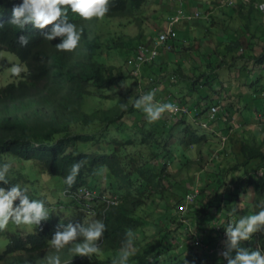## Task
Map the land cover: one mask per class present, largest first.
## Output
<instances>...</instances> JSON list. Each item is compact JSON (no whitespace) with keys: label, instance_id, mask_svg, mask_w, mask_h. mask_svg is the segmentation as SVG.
<instances>
[{"label":"trees","instance_id":"trees-1","mask_svg":"<svg viewBox=\"0 0 264 264\" xmlns=\"http://www.w3.org/2000/svg\"><path fill=\"white\" fill-rule=\"evenodd\" d=\"M149 1L110 0L109 12L105 18L118 19L134 16L135 20H139L137 16L147 12ZM21 2L22 0H0V24H2L0 52L8 51L16 55L28 68L27 74H21L23 78L0 88V163L19 161L31 164L38 167L41 173L61 179L66 190L67 186L63 183V178L74 162L83 159L85 163L76 183L68 190L74 191L80 187H88L91 190H99L97 193L99 197L95 198L94 202H101L100 199L103 198L115 199L114 196H118L119 200L105 213L99 206H95L96 217L90 215L87 205L83 206L74 200L67 205L59 202L61 209L70 212L68 217L64 219L61 216L49 217L48 221L42 222L41 226L37 227V234L26 235L21 231L17 233L0 231V236H4L8 241L5 250L0 248V264H43V258L54 253V250L49 247V241L58 225L82 223L84 220L93 218L102 219L107 226L102 244L103 257L89 259L76 256L71 259L72 264H111V261L118 257L124 233L129 228L134 231L137 246V253L130 259L129 264H191L201 260L202 257L208 262H215L211 260L212 256L198 254L199 248H194L190 240L186 242L187 246L183 245L181 236L177 232H171L170 236H162L158 246L148 247L150 242L144 240V228L149 225V222L141 219L138 214L140 211H146L148 205L157 199L165 200L166 194L170 192L173 194V199H178V203L171 205L170 209L168 205L162 206L165 219L175 221L182 208L194 210L196 214L204 218L202 224L198 223L202 228L200 236L203 242L215 247L219 237L211 227V222L216 220V211L221 213L223 220L229 218L228 211L239 204L238 215L233 216L238 220L246 212L249 214L255 212L258 203H264V141L259 143L256 139L249 140L248 137L237 144L232 140L234 137H229L228 139L231 138V143L228 142L229 148L224 145L219 155L223 160L229 156V152L230 154L238 153L241 160L222 175L214 189L207 191L209 192L207 197L194 199L192 204L188 203L186 197L192 194L189 191L194 185L193 180L190 188L184 185V181H179L177 185L169 189L168 185L173 183L169 178L168 169L174 164L176 166L185 164L182 160L186 158L185 151L182 150L183 146H186V151H191L189 149L202 144L210 139V136L201 134L199 128L188 125L185 117L179 118L177 122L166 118L157 124V130L153 126L147 129L145 124L134 125L132 127L135 128V134L131 133L127 139H114L112 142H107V145L113 143V148L103 146L104 128L122 121L126 112L115 113L111 108L107 110L96 108L92 113H88L85 111L87 100L96 96L95 91L103 93L100 98L111 100L112 96L105 93L119 88L121 82L128 79V76L120 71L121 65L108 66L107 62H100L97 59L103 46L97 38L89 39L88 29L98 20L92 18L85 21L69 11V20L83 28V36L76 51L58 52L53 46L60 42V38L49 43L42 40L40 35L41 31L51 28V25L45 30L28 25L21 33L18 28L9 23L13 5ZM234 13L224 8L226 18L220 20L225 22L229 17L233 34L225 35L223 39H228L233 48L238 45L248 48L251 46L252 52L246 57L247 59L252 57V59L246 62L241 59L238 64L241 69L232 70L233 64L229 65L221 57H209L205 50V56L208 57L204 63L206 68H202L204 64L200 67L195 66L196 70L202 68L203 72L200 75L196 74L191 82L195 93L202 98L196 106H200L202 102L206 103L205 112L212 106L215 100L210 101V96L202 97L201 90L212 92V85L219 86L217 88L220 90L222 87L225 89L220 77L221 72L227 70L230 77L239 74L234 79L238 83L235 91L239 90L240 93L237 101L233 102L230 108L244 104L246 108L241 111L252 110L258 117L257 121L262 124L264 106L262 110H259L261 107L254 104L264 105V88H258V84L255 86V91L249 93L248 84H240L238 80L242 78L243 71L248 72L250 76L256 56L254 46L260 42L264 44V36L261 34L256 36L255 33L260 31L253 28L250 33V28L245 26L243 30L246 29L248 34L245 45L237 37L240 27L234 25L236 23ZM198 20L195 19L192 22ZM218 20L215 18L210 20V26L207 27L209 38L215 34L212 32L213 29L218 30L215 25ZM19 35L29 37L27 47L19 46L17 41ZM179 41L178 32L177 39L169 42L167 47H177ZM84 42L86 45L83 48ZM217 44L218 47L224 46L219 41ZM208 48L212 49L209 45ZM248 48H246L247 51ZM194 49L198 48L194 45L183 46L182 52H190ZM224 51L223 57L233 52L231 48H225ZM136 56L133 58L134 63H137ZM241 57L244 56L240 55L238 58ZM230 60H233V56H230ZM240 64H243L242 67ZM253 70L257 68L254 67ZM175 73L181 75L180 70ZM263 85L262 78L261 86ZM205 115L204 113V119ZM250 123V120L246 122L252 125ZM178 127L183 128L179 135L176 133ZM244 169H246L244 176L235 180L234 185L227 184L228 175H240ZM106 178L107 183L100 189V183ZM206 178L202 177L209 186ZM16 183L24 186L28 180L22 170L11 169L9 184H0V186L7 188ZM250 190L253 201L246 206L241 196ZM29 196L44 199L47 208L51 205L46 196L36 194H29ZM158 224L159 222H155L153 225ZM206 233H208L207 236ZM257 244L264 247V236L260 233L253 235L249 245L254 248ZM69 254L68 250L64 249L61 252V259L69 258Z\"/></svg>","mask_w":264,"mask_h":264},{"label":"rangeland","instance_id":"rangeland-1","mask_svg":"<svg viewBox=\"0 0 264 264\" xmlns=\"http://www.w3.org/2000/svg\"><path fill=\"white\" fill-rule=\"evenodd\" d=\"M150 1H152V4L147 7V12L145 14L137 16L139 17V20H135L134 16L118 19L104 18L91 24L88 29V34L90 36L89 39L93 40L97 38V40L103 46V49L98 53L97 59L100 62H107L108 66L121 65L120 71L123 72L124 75L128 76V79H124L121 82V86L119 88L108 90L105 93L110 94V96H112L111 100H105L103 98H100L101 94L103 93L98 91H95V97L89 98L87 100L85 111L88 113H92L96 108L104 110L111 108L114 110L115 113L122 112V110L120 109V104L125 102L129 104V108L127 111H125L126 115L122 121L116 122L113 126L110 125L109 127L104 128L103 146L106 147H114L113 143L107 145V142H112V140L114 139H126L129 133L135 134V128L132 127L134 125L140 126L145 124V127L147 129H150V127L153 126L157 130V124L161 121L166 120V116L164 114L162 120L149 124L147 123L144 114L140 110L131 107L132 102L136 98L150 90V87L147 83L143 81V78L142 81L140 80V77L136 73V69L133 65V58L136 52L135 49H137L140 45H150L154 43L158 36L157 33L161 31L162 27L166 23V18H164L166 17V14L164 13V11L159 12L160 7L155 5L154 0ZM171 1L175 0H170L168 7L172 6ZM223 1L233 2L234 5L222 7L221 3ZM199 2V0H193L191 2H185L184 4L182 3L180 9L184 12L185 20L188 16L193 15L196 11L199 12L202 16L199 20H202L204 17L207 16L205 4L200 5ZM261 2H264V0H216L213 3L214 8H217L221 12V14L220 16L215 17V19H219L218 22L215 23V25L218 27V30H213V33H215L216 35L214 34L210 36V39L207 38L206 40V43L213 49L212 50L210 48H206V52L208 53L209 57L215 56L223 58L229 65H234L232 70L241 69L238 66L241 59H244L245 62L252 59V57H250L249 59H247L246 57L252 52L251 46L248 48L238 45V47L233 48L231 45L232 43L230 44L228 39H223L225 35L231 36L233 34L231 30L232 28L230 27L232 25V22L230 21L229 17L225 22L220 19H223L222 16H224V8H226L228 11L232 10V13L235 12L234 19L236 23L234 25L240 27L237 37L238 39H241L240 41H242L246 45L247 41L245 40L248 34H246V29L243 30L245 26L247 28H250V33L252 32L251 28H253L260 31V33H255L256 36H264V12H260L258 10V5ZM196 8L197 10H195ZM237 11H239V13ZM183 22L189 23L190 26L194 25L192 21ZM183 27V23H180L177 26V29H182ZM218 41L221 42L224 46L218 47ZM85 45L86 42L83 43V48L85 47ZM198 45H202V43H197L194 46L197 47ZM225 48H231L233 52H230L227 54L228 56L223 57L222 53H225ZM246 48H248V51L246 50ZM254 49L256 56L252 63L250 76L248 72L243 71L242 78L238 80L240 84H248L249 93H253L256 89L255 86H257L258 84V88H264V85L261 86L262 78L264 80V44L260 42L258 45L254 46ZM240 55H243L244 57L238 58ZM230 56H233V60H230ZM235 58L237 59L235 60ZM14 63H21L16 55H13L8 51L0 52V88L5 87L12 82L18 81L19 78L10 77V74L7 71V69L10 68V66ZM168 63L175 65V59L172 57L171 53H169ZM242 65L243 64H240L241 67ZM204 66L205 64L202 67L203 69L206 68ZM190 67L191 69L186 71L179 69L181 71V75L176 74L175 72L174 73L178 78L185 79V72L187 74H193V72L196 71L193 70V67H195L194 63H191ZM214 67H216V65H214ZM254 67H256L257 70H253ZM203 69L200 68V70L196 71L195 73L197 75H200L201 72H203ZM238 75L239 74L230 77V73L225 70L221 72L220 77V81L225 86V89H223L222 87L220 90L218 89L219 86L215 85V88L214 85H212V92H207V90L202 91L205 96H210V101L215 100L212 105H220L223 111L221 115L218 116V118L215 120L216 123L213 122V126L210 125V130L206 131L200 126H198L196 123H194L192 118L186 119L188 125L192 126L193 128H199V132L201 134L205 133L204 135L206 136H210V139H207L202 144H199L189 149L191 151H186V146L182 147V150L185 151L186 156V158L182 159L185 164L182 163L178 166L174 164L168 169V174H170L169 178L173 183L171 185H168L169 189L174 185H177L176 183L179 181H184V185L190 188V185H192L191 182L193 180L194 185H192V189H190L191 191L189 192L195 190L196 188L193 187L195 186L203 192V197H207V191L214 189L222 175L229 171L238 161L241 160V158H239L238 156V153L230 154L229 152V156L225 157L223 160L221 155L216 153L217 151H219L220 147H223L224 145L226 148H229L228 142L231 143V138L227 139L224 144L222 137L227 132L222 133L218 129L216 131H212L211 128L214 127L216 124H224L227 120L226 115H228L229 112L234 113L237 119V113L240 115L244 113L242 115V118L248 117L250 121H254V124L247 125L248 129L246 130V132L251 134L250 137L248 138L245 133H242L240 135L241 139H237V137H234L232 139L234 142L240 144L241 140H245L246 138H248L249 140L256 139L259 141V143H262L264 141V122L262 121V124L258 122V117L252 110L246 112L245 110L241 111L244 109V107H242L243 104L239 107L235 106L232 109L230 108V105L233 102L237 101V96L240 93L239 90L235 91V88L238 86V83L235 81L234 78L238 77ZM140 76L142 77V73ZM195 77L196 76H194V78ZM230 79H232L231 82H228ZM189 80L192 81V79ZM199 85L200 84H198V86ZM258 98H261V96H258ZM194 101L195 103H199L198 101H200V96L198 93L195 94ZM188 104L192 108L197 107L192 103L188 102ZM254 105L257 107H261L259 108V110H262L264 106L262 103H255ZM201 109L205 111L207 109V106L203 105ZM178 120L180 119H177L175 122H177ZM182 129V127H178L176 133L179 135ZM90 133L92 134L93 132L91 131ZM204 143L205 145H203ZM11 164L12 169H18L23 171L26 179L28 180V183H25L24 187H27L29 189V194L43 195L47 197L49 203L51 204L48 208L50 216H54L55 218L61 216L63 219L68 217L70 212H66L65 210L61 209L58 205L59 202L63 203L64 205L69 204V198L66 197L64 194L65 188L62 185L61 179L49 176L47 174H43L41 173V170L38 167H35L26 162L14 161ZM245 170L246 169L240 172V175H228L227 184L234 185L235 180H237L241 176H244ZM202 177H207L206 179L208 181L209 186H207L205 180L202 179ZM105 183H107V178L104 179L102 183H100L99 188L101 189L105 185ZM96 192L99 193V190L97 189ZM228 192H230V190ZM241 199L245 203V205L248 206L253 201L252 191L250 190L248 193L242 194ZM177 203L178 199H173V194L168 192L166 194L165 200L157 199L154 203H150L148 205L146 211L139 212L138 215L141 217V219L149 222V225L144 228V240L146 242H150L148 244V247L155 245L158 246L162 236H170L171 232H178L181 228V225L186 226L185 224H183L182 221H186L187 224H190L192 222L191 220L194 219H197L199 224H202L204 222V218L196 214L194 210H190L185 215L179 212V214L177 215L178 217L175 221H173V219H171L170 221L166 220L164 217V211L162 209V206L168 205V209H170L171 205H176ZM90 205H95V202L91 203ZM54 210H56V212ZM247 215H249V213H247ZM155 222H159V224L157 226H154L153 224ZM175 226L177 227V229H175ZM5 230L11 233H17L19 231L23 232L24 234L38 233V228H36L35 226L18 227L10 224L9 227ZM189 234L192 235L191 232H189ZM190 235H188L189 239L191 238ZM247 242L249 241L242 242V246L247 247ZM7 243V239L4 236H0V248L2 250L6 248ZM233 255H235V253H233ZM96 257H103V252L101 251L98 256H93L92 258ZM69 258L74 257L72 256V254H69ZM62 260H68V258H64Z\"/></svg>","mask_w":264,"mask_h":264},{"label":"clouds","instance_id":"clouds-1","mask_svg":"<svg viewBox=\"0 0 264 264\" xmlns=\"http://www.w3.org/2000/svg\"><path fill=\"white\" fill-rule=\"evenodd\" d=\"M231 3L232 4H230V2L223 1L221 5L222 7L234 5L233 2ZM109 4L110 0H22L21 3L13 5L9 23L18 28L21 33L26 30L28 25H31L33 28L39 30H45L47 26L51 25V28H47L46 31L40 32L42 40L51 43L56 38H60V42L53 46L56 51L74 52L80 45V41L83 36V28L77 23L69 20V11L85 21L91 20L92 18L102 20L109 12ZM258 10L260 12H264V2H261L258 5ZM174 15H172V17ZM168 23L166 27L168 26ZM179 24H177V26ZM0 26H2V24H0ZM162 31L158 33V36ZM163 38L164 37H161V39ZM17 41L20 47H27L29 44V37L26 35H19L17 37ZM156 41L150 45H140L136 49L135 56L137 50L142 46L154 48ZM169 48L171 49H168L167 46L157 48V58L159 49H167L168 51H171L172 47ZM157 58L152 63L142 65L139 70L136 67V63L133 64L141 81L142 77L140 75L142 69L155 63ZM7 71L9 72L10 77L23 78L21 74H27L28 68L25 63L21 62L12 64ZM171 81L172 83L177 82V76L175 75L174 79L172 78ZM147 83L150 90L136 98L132 102L131 107L140 110L149 124L162 120L164 114L166 118L169 119L177 120L181 118H171L169 115V113L176 111L177 106L175 103L185 106L190 105L188 103L184 104L182 102H177L174 96H168L166 98L162 97L161 90H159V85L155 78H148ZM153 85L158 88L157 92L155 89H152ZM213 106H218V104H213L211 107ZM211 107L206 112L198 107L194 108L207 114ZM128 108L129 104L127 102L120 104V109L122 111H127ZM221 113L218 116H220ZM185 118L187 119V117ZM192 120L202 128L198 122H195L194 118H192ZM213 122L216 123L215 120ZM213 122L210 123V125L213 124ZM210 125L208 129L204 130H210ZM211 129H213V127ZM130 135L131 133H129L128 137ZM222 138L223 143L225 144L228 139L227 135H223ZM221 150L222 147H220L219 151L216 153L219 154ZM84 163L85 161L81 159L71 165L68 174L63 178V183L67 186L64 194L69 198V203L74 200L83 206L87 205L90 215L92 217H96L97 214L95 206H99L102 212L105 213L114 204L106 206L103 201H115L116 203L117 200H119V197L114 196L115 199L103 198L100 199L101 202H95V205H90L94 202L95 198L99 197L95 190H91L88 187H80L74 191L68 190L75 185ZM11 169L12 164L10 162L0 163V184H9ZM82 188L89 189L94 194V198L92 200L76 198L74 194ZM195 188V191H192V194L186 197V201L188 203L191 202L192 204L194 199L203 197V192L200 191L199 188ZM196 191L199 193H196ZM190 197L193 198L189 200ZM45 205L46 201L44 199L31 198L29 196V189L21 186L19 183L11 184V186L7 188L0 186V231L8 232L5 229H7L10 224L18 227H40L42 222L49 220V217H54L50 216L49 209ZM238 209H240L239 204H237L236 207L231 208L228 211L229 218H224L223 220L221 213L216 211V220L211 222V227L215 230L217 236L219 237V241L215 247L207 245L203 242L200 236L202 228H200L197 219L191 220L192 222L190 224H187L186 221H182L186 226L181 225V228L177 233L178 235L181 234L184 237V239H181L183 245L187 246L186 242L190 240V244H192L194 248H199L200 252L198 254H202L203 256L204 254L212 256L211 260L215 261L208 262L202 257L201 260L192 262L191 264H264V247L257 244L256 247L251 248L249 245L253 240L254 234L260 233L264 236V203H258L256 205L257 210L255 212L249 215L246 213V215L239 217L237 220V218H233V216L238 215ZM54 211L56 212V210ZM189 211L190 210L188 209L183 210L182 208V211L179 212L185 215ZM175 229H177L176 226ZM106 231L107 226L104 221L96 218L84 220L82 223L58 225L57 230L52 234L49 241V247L54 250V253L46 255L43 258V264H72L71 259L73 258H68V260L61 259V252L64 249H67L73 257L79 256L91 259L93 256H98L102 251L103 238ZM189 232H191L192 235H190ZM188 235L191 236L190 239L188 238ZM207 235L208 233H206V236ZM244 241H249L247 242V247L242 246V242ZM136 253V236L134 231L129 228L125 231L124 238L121 241L119 255L111 261V264H129L130 259L135 256ZM233 253H235V255H233Z\"/></svg>","mask_w":264,"mask_h":264},{"label":"crops","instance_id":"crops-1","mask_svg":"<svg viewBox=\"0 0 264 264\" xmlns=\"http://www.w3.org/2000/svg\"><path fill=\"white\" fill-rule=\"evenodd\" d=\"M188 1L191 2L193 0L171 1L172 6L168 7L170 0H154L155 5L160 7L159 12L164 11V13L166 14V17H164L166 18V23L162 27L161 31L166 27L172 15L181 11L180 6L182 5V3L184 4L185 2H188ZM199 1H200L199 2L200 5L205 4L207 16L204 17L202 20L192 22L194 24L193 26H190L189 23L181 22V24L183 23L184 27L182 29L180 28L177 29L180 34V41L177 42V47L172 48L171 51H168L167 49H159V54H158V58L156 62L150 66L144 67L141 71L142 78L145 83L148 82V78L150 77L155 78L157 80L158 85H159V90H161L162 97L166 98L168 96H174L177 102H182L184 104L189 102L194 105H199V103H195L194 101L196 91L193 85H191L192 81L189 79H193L194 76L196 75L195 72L200 69L196 70V68L193 67V70H196L195 72H193V74H187L185 72V76H186L185 79H180L177 77V82L175 84L172 83L171 80L172 78L174 79L175 77V73H174L175 71L179 69L184 70V71L190 70L191 63H194L195 66L199 65L198 67H200L204 63H206V61L208 60V57L205 56L206 53H204L206 48H208V45L206 44V40L207 38H209V36L207 35V27L210 26V20L212 18L214 19L215 17L220 16L221 12L217 8H214L213 3L216 0H199ZM151 4H152V1H149V3L147 4V7H149ZM195 10H197V8ZM222 18L225 19L226 16H222ZM197 43L198 44L202 43V45H198L197 46L198 49L193 50L196 52H193V51L182 52L183 46L188 47L190 45H195ZM169 53H171L172 57L175 59V65L168 63ZM203 90H201V94H202V97L203 96L205 97V95L202 92ZM201 100L202 98H200V101ZM205 104L206 103L202 102L200 106H197V107L201 109L202 106ZM242 107L246 108L244 104L242 105ZM243 114L244 113L240 115L237 113V116H238V119H237L234 113L229 112V114L226 115L227 116L226 122L224 124H216L213 127L212 131H216L218 129L222 133L227 132L226 133L227 138L237 137L238 139L240 138V135L242 133H245L247 137H250L251 134L246 132V130L248 129V126H247L248 124H246V122L249 121V118L248 117L242 118ZM250 124H254V121H251ZM180 236H181V239H184V237L181 234Z\"/></svg>","mask_w":264,"mask_h":264},{"label":"built area","instance_id":"built-area-1","mask_svg":"<svg viewBox=\"0 0 264 264\" xmlns=\"http://www.w3.org/2000/svg\"><path fill=\"white\" fill-rule=\"evenodd\" d=\"M230 4H232L230 2ZM202 16L200 15L199 12H195L193 15L188 16L185 20L184 12L180 11L176 15L170 18L168 26L159 34L158 39L155 43L154 48L150 47H145L142 46L137 50V56H136V67L138 70L142 67L144 64L152 63L155 61L157 58V52L160 47L167 46V44L170 41H174L177 39V31H176V26L179 24L181 21H192L195 19H199ZM161 37H164L161 39ZM168 49H171L167 47ZM155 89L156 92L158 91V88L153 85V88ZM177 106V109L175 112L169 113L171 118H177V117H187V118H194L195 122H198L203 129H208L210 123H212L218 115L222 112L221 106H213L211 109L207 112L205 115L204 119V113L201 110L191 108L188 105H179L175 103ZM196 193H199L196 191ZM74 196L78 199H83V200H92L94 198V194L87 188H82L80 189L77 193L74 194ZM193 197H190L189 200H191ZM103 203L106 206H111V204H116L115 201H103Z\"/></svg>","mask_w":264,"mask_h":264}]
</instances>
